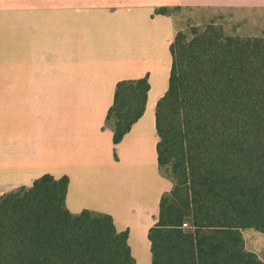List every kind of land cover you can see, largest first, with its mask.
<instances>
[{
  "label": "trees",
  "instance_id": "trees-1",
  "mask_svg": "<svg viewBox=\"0 0 264 264\" xmlns=\"http://www.w3.org/2000/svg\"><path fill=\"white\" fill-rule=\"evenodd\" d=\"M170 50L155 114L172 188L148 232L151 264H264L243 235L264 232V37L192 25L176 29ZM149 89L147 75L117 82L106 116L115 144L144 114ZM68 186L67 175L45 173L0 197V264H136L128 229L105 212L70 211Z\"/></svg>",
  "mask_w": 264,
  "mask_h": 264
},
{
  "label": "crops",
  "instance_id": "crops-1",
  "mask_svg": "<svg viewBox=\"0 0 264 264\" xmlns=\"http://www.w3.org/2000/svg\"><path fill=\"white\" fill-rule=\"evenodd\" d=\"M160 6L264 8V0H0V197L45 173L67 175L69 210L111 214L128 229L136 264H148V232L172 188L158 166L155 112L177 27ZM146 75L145 112L115 144L106 116L117 82ZM39 96H58L60 114L45 107L35 132Z\"/></svg>",
  "mask_w": 264,
  "mask_h": 264
},
{
  "label": "rangeland",
  "instance_id": "rangeland-1",
  "mask_svg": "<svg viewBox=\"0 0 264 264\" xmlns=\"http://www.w3.org/2000/svg\"><path fill=\"white\" fill-rule=\"evenodd\" d=\"M173 18L175 19L177 29L187 30L192 25L204 26L208 23H214L217 26H221L225 34L239 35L241 37H264V8H182L174 12ZM2 22L8 24V20L6 19H2ZM6 28L7 29L3 30V33L4 36L8 37V26ZM57 97L58 96H39V102L35 101V111L43 116L41 120L35 122V132L39 131L37 130L38 127L44 124L42 121L45 119L43 111L45 107L53 110L51 112L56 114L54 117H59L60 112L53 107L57 102ZM66 118L70 119L71 117L66 116ZM60 119H64V117H60ZM63 130L69 133L68 128H63ZM56 131L57 129L55 128V132ZM243 235L246 247L256 252L264 261V232L247 228L243 230ZM150 257L152 261L151 250H149L148 264H151ZM142 261L143 260L139 258L138 264H145V259L144 262Z\"/></svg>",
  "mask_w": 264,
  "mask_h": 264
},
{
  "label": "built area",
  "instance_id": "built-area-1",
  "mask_svg": "<svg viewBox=\"0 0 264 264\" xmlns=\"http://www.w3.org/2000/svg\"><path fill=\"white\" fill-rule=\"evenodd\" d=\"M184 225H185V226H187V224H186V223H185Z\"/></svg>",
  "mask_w": 264,
  "mask_h": 264
}]
</instances>
